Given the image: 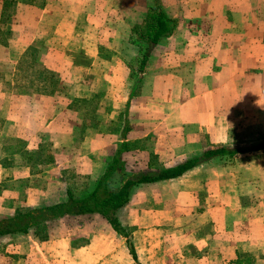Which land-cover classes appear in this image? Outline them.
Instances as JSON below:
<instances>
[{
  "label": "crops",
  "instance_id": "crops-1",
  "mask_svg": "<svg viewBox=\"0 0 264 264\" xmlns=\"http://www.w3.org/2000/svg\"><path fill=\"white\" fill-rule=\"evenodd\" d=\"M155 7L173 28L141 69L131 37ZM263 141L264 0H0V215L62 202L111 167L117 186L123 171ZM244 157L136 185L116 211L128 238L99 214L65 216L47 223L45 239L0 238V257L264 264V171Z\"/></svg>",
  "mask_w": 264,
  "mask_h": 264
},
{
  "label": "trees",
  "instance_id": "trees-1",
  "mask_svg": "<svg viewBox=\"0 0 264 264\" xmlns=\"http://www.w3.org/2000/svg\"><path fill=\"white\" fill-rule=\"evenodd\" d=\"M172 28L173 26L170 25L163 12L155 7L148 12L143 23L133 29L132 43L138 46L146 45L142 55L141 69L147 62L151 47L167 36ZM131 76L134 77V73ZM136 81L135 85L139 83L137 78ZM258 151L264 152V141L251 147L230 148L217 146L215 149L205 150L199 157L171 169L162 168L153 172L129 175L125 174L124 171H120L123 179L117 186L111 185L110 177L114 172L113 167H111L92 188L88 187L87 182H83L82 189L79 191L68 188L66 199L62 202L38 207H18L12 214L1 215L0 238L33 233L37 239H45L48 222L65 216L85 214L101 215L118 234L128 238L116 218V211L129 201L131 190L136 185L178 178L195 168L202 161L214 157L226 158L227 161H232L236 157ZM153 158L157 157L153 156ZM127 244L133 259L138 263L135 249L129 239H127ZM244 260V262H252L251 256ZM241 262L239 261L237 264Z\"/></svg>",
  "mask_w": 264,
  "mask_h": 264
},
{
  "label": "rangeland",
  "instance_id": "rangeland-1",
  "mask_svg": "<svg viewBox=\"0 0 264 264\" xmlns=\"http://www.w3.org/2000/svg\"><path fill=\"white\" fill-rule=\"evenodd\" d=\"M141 47H142V51L141 52H143V50L146 48V45H143ZM83 61L86 62L87 60L85 58H83ZM19 75H21V73ZM50 86L51 85H47V87H49V88H50ZM237 138H238L239 141H243L245 143L251 142L252 140L255 141V140H258L259 139L255 135H247V134H244V133L243 134L242 133L241 134L239 133ZM251 143H253V142H251ZM244 156L245 155H243V157ZM252 156L253 157L252 158H249V159H246V157H244L240 161L241 165L242 164H246L247 162H249V163H257V165L259 166V169H263V171H264V152H262V153H254ZM10 261L7 262V260L4 259L2 256L0 257V264H12Z\"/></svg>",
  "mask_w": 264,
  "mask_h": 264
}]
</instances>
